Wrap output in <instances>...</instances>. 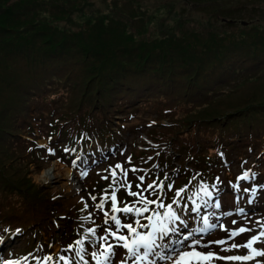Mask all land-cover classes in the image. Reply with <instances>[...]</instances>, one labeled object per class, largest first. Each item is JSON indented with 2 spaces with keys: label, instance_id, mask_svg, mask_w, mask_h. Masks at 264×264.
I'll return each instance as SVG.
<instances>
[{
  "label": "rangeland",
  "instance_id": "374dc122",
  "mask_svg": "<svg viewBox=\"0 0 264 264\" xmlns=\"http://www.w3.org/2000/svg\"><path fill=\"white\" fill-rule=\"evenodd\" d=\"M12 1L13 0H11V2ZM50 1L53 4H49V6L57 5L54 0ZM217 1L225 3V8H227V5H233L232 7L234 10L226 12V16L228 17L230 15L233 16L232 18L234 19L245 20V23L240 25L238 23L239 20H236L228 26L226 22L220 21V16H216L215 10H213L212 13L210 9L208 11L205 10L207 5H209L207 2L212 5L214 4L213 2ZM92 2H95L94 6L98 7L100 13L105 14L104 12H112L113 16L107 18V21L111 24L118 23L120 20L122 22H128L127 28L123 29L121 25L116 26L120 32L118 35L111 36L118 40L117 53H122L119 59L126 60L131 56V58L135 60H140L143 57L141 56L140 51L142 50L139 45L144 44L146 41L144 38H140L139 31L144 29L142 35L149 41V43L146 42L142 47L148 49L147 55L151 56L149 58L151 63L143 71L124 70L126 73L122 76V78L128 75L131 77L128 79L129 81L126 85V97H128L130 101L133 100V102H135L141 100L148 90L145 84L150 83V86L154 85L156 81L153 80L155 78L158 79L162 74H153V70L160 66H165L167 67L165 75L168 77L169 82L164 88V92L172 100V103L187 108V115L191 118L206 121L210 120L211 124H220L218 121L222 120H218V117H223L227 113H230L231 111L227 109L232 106L247 105V109L244 110L245 112H240L236 117L234 114L233 119L253 117L264 109V0H92ZM69 4L70 1L68 2V6ZM12 5L11 8L16 11H13L11 14L5 13L3 10V13L0 15V26L4 27V29H0V45L2 47L11 42L10 40L15 41L17 39L16 36L19 37V35H22L20 32L14 31V33H12L7 30L16 24V18H19L21 15L22 18L19 22L22 21L23 24H28L31 21L35 22V20H37L34 24L37 25L39 23L38 17L41 15L33 9L29 0L18 1ZM46 5L47 4L38 5V7ZM215 6V8H218L220 3L215 4ZM47 23L49 24L47 28L50 30L47 33L54 35H57V29L66 31L68 29L69 35H76V29L83 28L78 21L71 22L68 26L63 25V23H54L53 21H48ZM211 25L218 26V30L216 32L213 31L212 28L209 27ZM40 28L42 27L38 29ZM99 30L101 31L100 34L104 35L102 30L105 29L98 28L93 32V37H97L96 33H98ZM170 31L174 35L172 38L170 37L171 40L164 37V42L153 44L156 42V39H159L158 36H160V34L170 36ZM126 32H132V35ZM124 36L126 38H124ZM43 37L46 38L45 35ZM106 38L96 40V42L101 45V48L108 43ZM38 40L39 38H36V41ZM81 45L86 46L87 44L83 43ZM182 46L185 47L183 50H181ZM125 49L129 54L124 52ZM163 52H166L167 55L165 56ZM119 55H113L111 61L116 60L115 58ZM138 57L140 59H138ZM94 59L97 61L98 66H94V71L87 75L86 79L91 80V82H87L88 84L86 85L84 82V72H81L84 68V59L79 60L80 68H76L74 65L75 67L72 68L71 75H67L62 69L63 67H68L67 61H52L50 65L46 67H37L33 70H27L26 68L29 67L28 64L25 66L22 61H19L16 63L15 69L16 74L20 78L17 82L18 84L6 88H4L5 80L9 79L7 77L12 74L8 66L3 64L0 65V67L5 70L3 74H7L3 79V83L0 82V88H3L0 90V173L4 175V177L0 179L2 183L6 184L7 179L11 180L17 184L18 190L21 191V187H25L29 190L27 192L38 193L42 199L43 197L46 198V194L58 195L60 193L65 198H68L69 195H78L81 198L83 195L85 200L94 208V204L88 199V195L83 189L77 191V189L72 188L73 177L71 175L66 177L68 174L65 173V171H68L67 167L72 165L71 163L73 160L77 161L78 164V160L81 159L79 156L81 148H73L75 151H68L72 153V157L68 164L60 163L57 159V155L60 151L65 152V144H61L60 146H56L53 151L55 158L49 160V152L47 149H52V146L48 141V139H51L50 135L48 136L45 134L48 128L44 126L48 119V113L45 108L38 105L30 110L31 133L28 134L26 138L23 136V133L12 124L14 109L23 108L26 111L31 102L35 98L41 97V95L48 96V100H50L49 106L53 108H62L63 113H69L74 107L78 108L79 105H84L86 103L90 104L91 110L93 108L92 106H95V104L107 106V108L111 109L109 102L105 104V101L98 99L94 93V91L97 90V84L95 85L93 73L99 75L102 73V66H99L101 61L99 60L103 58L99 54L91 57V60ZM60 62H62V64ZM58 64L59 66L57 67ZM184 65H192L194 70L200 69L193 78L183 84L185 78L184 73L188 67ZM180 66H183L182 70ZM210 68H212L215 73L212 75L211 80L207 82L210 78H201V76ZM30 71L43 74L56 72L57 75H60V82H55L52 78H47L35 90L22 95V85H19V83L30 82L28 80ZM247 73L252 74L253 77H246ZM190 74L191 73L188 72L189 76ZM177 78L178 80H176ZM113 84L115 87L113 91L117 95L119 91L117 84L119 83L118 81H114ZM104 85L111 86L105 81ZM178 92H180L182 96L175 99L174 95ZM165 94L161 96H166ZM113 96L114 95L111 96L110 100H113ZM56 97L57 99H54ZM153 99L154 97H151V100ZM154 103L155 104L149 107L144 106L143 109H136L134 107V110H131L125 115H123L122 112H118L113 118H110L109 128L115 130L117 125L121 126L120 124H122L124 127L123 130H121L122 134L112 150L103 152L99 159H94L95 162L102 161V164L97 163L98 165L90 166H87L84 162L78 164L79 173L77 174V178L81 181V186L86 185L85 179L94 178L98 181H104L106 188H108L111 177H109L108 180L102 179V177L108 176L109 173L105 170L115 166L117 163L123 165L125 168L135 166L138 169L150 170V174L156 173V168L148 161V158L134 157V148L130 150L133 152V155L131 152L126 155L130 147H141L139 140H142V135L140 133L146 131L145 125L153 124V120H155L156 123L166 121L164 118L153 116V114L158 111V106L156 105L157 101L155 100ZM19 111L21 112V110ZM208 111H210V113L208 117H206L205 115ZM129 114L131 115L129 116ZM172 114V119H177V121L180 122L183 119L181 118L182 116L174 112ZM223 121H225V119H223ZM249 121L250 122L244 119L236 128H238L239 131H243L246 126H249L250 129H254V125L258 126L259 124V122L253 121L252 119ZM193 122L186 123L184 126L188 128L193 125ZM22 125L24 126V124ZM162 130L165 132L169 131V129ZM18 132L19 144L22 140L30 144V138H34V143L38 148H40L39 146L41 145L43 146L41 147L42 150L40 151V155L45 158L42 160L35 159L32 156L25 155L28 151L34 152L33 149H26L24 151L21 147L13 146V142L10 141L9 135L11 134L14 136ZM260 137L262 140L264 139V132ZM93 144H95V142L90 143L89 146ZM235 144L237 148L232 151L228 157L232 165L235 164V155L242 154L238 149L242 143ZM247 144L253 146L255 142L247 140ZM77 145L78 144L74 147H77ZM260 145H262V141ZM89 146L88 148H91ZM129 157H131V164L128 163ZM91 161H93V159ZM62 162H65L64 159ZM246 166L252 168V172L256 173V178L254 180L257 183L255 184L256 192L261 195L260 198L263 197L264 199V187H260L264 185V140L259 156L251 158V162L247 163ZM212 167L214 166L211 165L208 168L211 169ZM236 170L237 167L233 165L232 172ZM83 171L88 172L86 178L81 177V172ZM43 173L46 175H43ZM164 173L165 172L160 171V174L163 176ZM167 173L169 175L168 182H170V176L173 171ZM141 174L140 172H129V179L133 184L138 183L139 181L136 180V177ZM211 174L212 177L210 178L213 179L212 184L216 181L217 177H220V190L222 192L227 190L225 184L227 181L222 177V170L220 172L215 171ZM21 178L24 179L23 182H21ZM162 178L163 177H161V179ZM151 182L152 180H146V184ZM40 184L45 185L40 186ZM135 190L136 189L133 188V191ZM242 190L241 193L236 194H243ZM118 193L121 195L123 194L124 199L128 201L134 199L133 197L127 196L123 189ZM249 198L251 197L246 196L243 202L239 201L238 206L232 208L231 198L229 196H227V198L220 196L221 203L224 199L227 201L225 211L230 209H235L237 211L238 207L245 210V203L249 204L247 202ZM47 199H49L48 196ZM251 206L254 207V205ZM249 211L250 215L252 212L253 215L237 220V225L228 223L227 217H224L221 222L229 228L239 227L240 225L252 227L255 225L256 220L264 217V212L261 211L260 207L250 209ZM99 217L98 212H96L94 216L95 223L103 226L104 221H99ZM93 226L95 225L90 224L88 227ZM97 231L99 232V229ZM49 233L50 231H46L44 234ZM253 234L254 233H244L237 237L236 240L239 243H243ZM209 236L210 237L207 239L215 240L225 236V233L217 229ZM256 246L264 247V245ZM246 252V249L241 248L238 253L225 252L221 253V255L246 254ZM257 259L264 261V257H258ZM217 263L233 264V262L225 261H218ZM158 264H165V262L158 261ZM236 264H239V262H236ZM247 264H255V261H249Z\"/></svg>",
  "mask_w": 264,
  "mask_h": 264
},
{
  "label": "snow or ice",
  "instance_id": "6c2138e0",
  "mask_svg": "<svg viewBox=\"0 0 264 264\" xmlns=\"http://www.w3.org/2000/svg\"><path fill=\"white\" fill-rule=\"evenodd\" d=\"M64 150L69 151L68 148ZM47 151L49 154H54L51 148ZM128 163L131 164V157L128 158ZM75 164L76 161H73L74 166ZM153 167L158 168L159 165ZM105 171L109 175L102 179L108 180L111 177L108 188L99 197L91 194L88 196V199L94 202V208L83 195L81 196V202L84 204L81 211H86L87 215L80 219L95 226L84 228L80 238L64 250L74 251L75 257L78 258L77 264H90L86 257L91 258V264H158V261H163L165 264H217L218 261L233 262V264L255 261V264H264V261L257 259L264 257V247L256 246L264 245V217L256 220L252 227L240 225L229 228L221 222V217L231 216L232 212L222 211L217 215L208 211L209 208L219 210L222 207L220 177H217L212 185L201 182L198 190L185 201L184 193L188 191V185L174 189V182H168L167 172L162 179L157 175L151 183L146 184V178L150 177L148 169H138L135 166L125 168L117 163ZM129 172L142 173L136 177L138 183L133 184L129 179ZM87 175V171L81 172L82 178ZM255 178L256 173L247 169L237 176L235 183L230 181L229 185L235 193H241L240 182ZM192 179L196 177L193 176ZM191 182L190 180L189 184ZM133 188L136 190L133 191ZM121 189L134 199L119 200L117 194ZM173 191L171 202L166 203L167 192ZM242 191L251 194L252 198L247 202L252 204L256 196V186L251 189L243 188ZM240 199L242 195H237V204ZM109 202L110 208L106 207ZM244 211L243 208L238 207L237 214H244ZM96 212L103 214V226L95 223ZM189 219L195 226H190ZM231 223L237 225L238 221L233 219ZM217 229L224 232L225 236L215 240L206 239ZM20 231L16 229L7 237L0 234V248L14 240ZM3 232L9 233L10 229L5 228ZM244 233L254 234L243 243L237 242L236 238ZM241 248L247 250L246 254L221 255L225 252L238 253ZM27 259L28 257H23L24 261ZM53 259V255L43 257L44 262H51ZM61 261L63 264H71L69 258L64 255L58 256L57 264ZM0 264H21V262L0 260Z\"/></svg>",
  "mask_w": 264,
  "mask_h": 264
},
{
  "label": "trees",
  "instance_id": "16d2710c",
  "mask_svg": "<svg viewBox=\"0 0 264 264\" xmlns=\"http://www.w3.org/2000/svg\"><path fill=\"white\" fill-rule=\"evenodd\" d=\"M18 1L23 0H0V15L3 13L4 10L5 13H11L13 10L11 7L12 4L17 3ZM55 4L49 6V4H53L50 0H29L30 4L33 6V9L36 10L37 13L41 14L38 19L39 23L37 25H34L35 22L31 21L28 24H23L22 21L19 22V20L22 18L21 15L19 18H16V24H14L13 27L10 29H7L11 31L12 33L20 32L22 35H19V37L16 36V40H10L11 42L7 43L2 47L0 45V65H6L9 68V71L12 75H9L7 80H5V87L13 86L18 82V75L16 74V63L19 61H22L25 66L28 64L27 70H33L35 68H42L50 65L52 61H62L66 62L70 69L74 68H80L79 60L84 59V68L81 70V72H84V82L85 85L90 83L91 80H87V75L89 73H92L94 71L93 67L98 66L97 61L91 60V57L95 55H101L102 60L101 64L99 66H102L101 71L102 73L99 75L97 73H93L94 79H95V85L97 84V90L94 91L96 94V97L102 101H105V103H108L111 96L113 95L114 90V84L113 82L116 80H119L122 78V76L126 73L124 70L127 69H133V68H139L141 71L145 70L147 66L151 63L149 61V58L151 56L147 55V48L142 47V45L149 43V41L142 35V32L144 33V29L142 31H139L140 38L145 39V43L139 45L142 51L141 56H143L140 60H135L134 58H130L123 60L119 59L122 56L121 52L117 53V46H118V40L111 37L113 35H118L120 30L116 26H123L124 28H127L128 22H120L111 24L107 21V18H111L113 16L112 12H104L100 13L98 7L94 6L95 2H92V0H54ZM70 1V4L68 6V2ZM94 1V0H93ZM214 4L211 5V3H208L207 8L205 10H211V13L213 10H215L216 16L221 17H227L225 16L226 12H229V10H234L232 7L233 5H227V8L224 7L225 3L223 2H213ZM220 3V6L218 8H215V4ZM47 4L43 7H38V5ZM93 6V7H92ZM50 7V9H49ZM50 10V12H49ZM264 11V10H263ZM99 13V14H97ZM210 13V14H211ZM18 14V13H17ZM15 14V15H17ZM228 14V13H227ZM12 15V16H15ZM107 15V16H106ZM229 15V14H228ZM229 18L233 16H228ZM48 21H53L54 23H63V25L68 26L71 22L78 21L83 28H77L76 29V35L74 34H68V29L62 30L57 29L56 33L49 34L50 30L47 28L49 24ZM126 21V20H125ZM140 24V23H139ZM141 25V24H140ZM228 26H230V23H227ZM39 27H42L38 29ZM212 28L213 31L218 30V26L211 25L209 26ZM98 28H102L105 30H102V34H100V30L98 33H96L97 37H93V32L96 31ZM0 29H4V27L0 26ZM6 29V28H5ZM46 32V33H44ZM171 32V31H170ZM127 34H131L132 32H126ZM46 36L44 38L43 36ZM107 35V36H105ZM163 35V36H162ZM101 36V37H100ZM138 36V37H139ZM174 35L172 32L170 33V36H167L165 34H160L158 36L159 39H156V42L153 44L164 42L165 38H171ZM107 37V38H106ZM171 37V38H170ZM36 38H39L38 41H36ZM106 38V41L108 42L104 46L99 45L96 40H102ZM124 38H126L124 36ZM170 42V41H169ZM168 42V43H169ZM83 43H86L87 45H81ZM186 45V44H185ZM185 48L182 46V49ZM191 50V49H190ZM127 50L125 49L124 52ZM123 52V53H124ZM121 53V54H120ZM129 54L128 52H126ZM71 54V55H70ZM120 54V55H119ZM163 54L166 56L167 53L163 52ZM114 56L119 55L116 57V60L111 61V58ZM62 62H60L62 64ZM65 64V63H64ZM75 65V66H74ZM59 64L57 65V67ZM191 68L190 73L193 78V76L198 72V70H194V67L192 65H189ZM181 70L183 66H180ZM65 69V68H64ZM63 69V70H64ZM154 69V68H153ZM167 67L160 66L157 69L153 70V74L155 73H162L160 76L165 74ZM5 70H3L0 67V82L3 83V79L6 77L7 74H3ZM214 71L212 68L204 72L202 74L201 78H210L207 80H211L212 75H214ZM56 72H50L48 74H43L40 72L34 73L33 71H30V75L28 80L29 83H19V85H22L24 88V91H22V95L27 94L28 92H32L35 90L42 82H44L47 78H52ZM10 76H13L11 79ZM128 79H125L121 81L119 84L124 86L125 82ZM77 81V80H76ZM104 81L111 86H105ZM28 82V81H27ZM88 82V83H87ZM79 83V81H78ZM3 88H0V90ZM26 90V92H25ZM43 95H41V98ZM121 98L120 95L115 97L114 101ZM34 101V100H33ZM32 101V102H33ZM99 103V102H98ZM97 105V104H95ZM25 113V110L21 109L20 118ZM25 121L22 123L24 126L22 128H25V125H27L26 117L23 118ZM15 120V119H12ZM191 136L193 137V140L199 141V138L201 136V133H192ZM207 137V135L205 136ZM202 143H206V140H204ZM202 143H197L201 145ZM13 162V161H12ZM14 164V162H13ZM4 175L0 173V179L3 178ZM24 179L21 178V182H23ZM1 187L7 185L8 188H12L9 190H2L0 188L1 193H10L11 195L19 196L21 201H24L25 203H22L24 208H28L29 211H31L32 214L42 217L45 220H49L52 214L56 213V207L53 205L52 202L44 203L42 200V197L38 193L35 192H27L25 187H21V191L18 190L17 184L12 182L11 180L7 179V183H2L0 180ZM32 201V203H31ZM40 203H43L44 206L40 207ZM29 218V216H26V218Z\"/></svg>",
  "mask_w": 264,
  "mask_h": 264
},
{
  "label": "bare ground",
  "instance_id": "6f19581e",
  "mask_svg": "<svg viewBox=\"0 0 264 264\" xmlns=\"http://www.w3.org/2000/svg\"><path fill=\"white\" fill-rule=\"evenodd\" d=\"M47 173H49V172H47ZM65 173H66V174H68L69 172H68V171H65ZM43 175H46V174H45V173H43Z\"/></svg>",
  "mask_w": 264,
  "mask_h": 264
}]
</instances>
